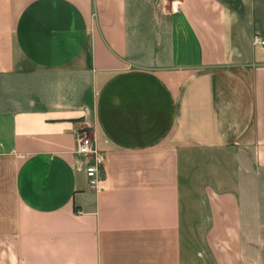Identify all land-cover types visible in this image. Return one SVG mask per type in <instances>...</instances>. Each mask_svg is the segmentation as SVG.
<instances>
[{"label": "crops", "instance_id": "1", "mask_svg": "<svg viewBox=\"0 0 264 264\" xmlns=\"http://www.w3.org/2000/svg\"><path fill=\"white\" fill-rule=\"evenodd\" d=\"M175 1L0 0V264H264V0Z\"/></svg>", "mask_w": 264, "mask_h": 264}, {"label": "built area", "instance_id": "2", "mask_svg": "<svg viewBox=\"0 0 264 264\" xmlns=\"http://www.w3.org/2000/svg\"><path fill=\"white\" fill-rule=\"evenodd\" d=\"M183 1L188 0H176V3H183ZM254 45L256 46H264V39L259 37L258 35L254 36ZM77 152L81 155H96L98 153V149L96 147L95 139L90 137L87 133H83L79 135L78 138V144H77ZM87 177H89L90 180V186L93 188L100 187V183L97 180V164L91 163L87 166L86 169Z\"/></svg>", "mask_w": 264, "mask_h": 264}, {"label": "rangeland", "instance_id": "3", "mask_svg": "<svg viewBox=\"0 0 264 264\" xmlns=\"http://www.w3.org/2000/svg\"><path fill=\"white\" fill-rule=\"evenodd\" d=\"M88 135H89L90 137H92L91 134H88ZM92 138H93V137H92Z\"/></svg>", "mask_w": 264, "mask_h": 264}]
</instances>
